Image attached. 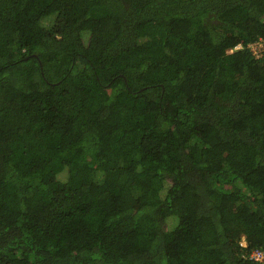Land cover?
<instances>
[{"label": "trees", "instance_id": "obj_1", "mask_svg": "<svg viewBox=\"0 0 264 264\" xmlns=\"http://www.w3.org/2000/svg\"><path fill=\"white\" fill-rule=\"evenodd\" d=\"M259 42L264 0H0V264H264Z\"/></svg>", "mask_w": 264, "mask_h": 264}, {"label": "built area", "instance_id": "obj_2", "mask_svg": "<svg viewBox=\"0 0 264 264\" xmlns=\"http://www.w3.org/2000/svg\"><path fill=\"white\" fill-rule=\"evenodd\" d=\"M263 42H259V43H256V44H262ZM264 44V43H263ZM242 45H238L235 47V49H239L241 48ZM234 50V49H233ZM231 50V51H233ZM242 245H246V243L242 242L241 243ZM251 258L257 260V261H263L264 260V252L260 251V250H255L252 255H251Z\"/></svg>", "mask_w": 264, "mask_h": 264}, {"label": "rangeland", "instance_id": "obj_3", "mask_svg": "<svg viewBox=\"0 0 264 264\" xmlns=\"http://www.w3.org/2000/svg\"><path fill=\"white\" fill-rule=\"evenodd\" d=\"M252 49H253L254 53L256 55H258L264 49V44L263 43L260 45L254 44V45H252ZM243 242L245 243V240H243Z\"/></svg>", "mask_w": 264, "mask_h": 264}]
</instances>
